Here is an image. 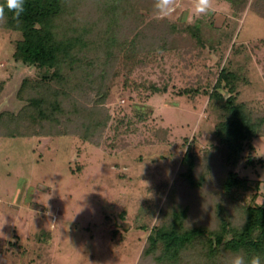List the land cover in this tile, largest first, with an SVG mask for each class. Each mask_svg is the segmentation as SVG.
Returning <instances> with one entry per match:
<instances>
[{"label": "rangeland", "instance_id": "rangeland-1", "mask_svg": "<svg viewBox=\"0 0 264 264\" xmlns=\"http://www.w3.org/2000/svg\"><path fill=\"white\" fill-rule=\"evenodd\" d=\"M86 2L89 11L77 20L95 31V41L104 40L99 32L108 17L95 10L96 0ZM153 3L127 0L118 10L114 36L123 42L149 28L156 37L160 29L153 28L162 24L152 18ZM180 4L179 19L167 20L176 30L164 51L142 52V60L134 61L125 58L124 46L113 49V59L103 46L84 52L94 61V76L102 69L107 80L93 87L84 80L74 92L65 87L59 98L65 112L73 106L109 115L100 133L72 132L65 118L51 128L22 127L21 137L0 134V264H152L142 251L170 192L190 205L189 225L214 227L227 164L213 135L217 114L204 91L211 90L222 67L241 70L238 102L264 114V0H215L213 12L194 23L184 19L190 0ZM198 22L205 45L187 30ZM19 37L0 28V82L7 93L0 107L8 103L11 110L17 109L11 95L20 80L42 73L12 57ZM197 88L194 95L186 92ZM98 89L106 90L105 99H97ZM188 144L195 153L196 189L176 180ZM236 171L248 179L240 203L264 204V129L245 148Z\"/></svg>", "mask_w": 264, "mask_h": 264}, {"label": "trees", "instance_id": "trees-1", "mask_svg": "<svg viewBox=\"0 0 264 264\" xmlns=\"http://www.w3.org/2000/svg\"><path fill=\"white\" fill-rule=\"evenodd\" d=\"M86 1L25 0L26 11L19 25L11 21L10 14L6 12L9 22L0 24V28L17 32L20 36L15 41L12 57L21 66L34 65L42 73L38 79L22 78L14 88L11 100L17 109H9L6 106L8 103L0 107L2 137H21L24 134L22 127L37 129L44 123H49L50 128L58 126L65 118L69 120L68 127L72 132L81 129L84 136L100 133L109 115H104L102 111L96 113L94 109L84 112L73 106L72 110L65 112L62 107L64 99L59 98V95H64L65 87L74 92L82 88L84 80L88 87H93L95 81L104 85L107 80V72L102 69L94 76V61L86 60L84 52L103 46L106 55L113 59V49L124 46L129 50L124 56L126 59L140 60L142 52L164 51L168 36L176 30V26L168 24L169 21L160 20L161 26L152 27L157 30L156 33L160 29L156 37L155 32L150 34L151 29L146 28L145 33L148 34L138 30L137 35L125 36L121 42L114 36V30L118 24V10L124 9L122 6L127 0H96L93 7L108 20L104 22L105 30L99 32L106 38L95 41V31L82 27L77 20L78 14L84 15L89 11ZM0 4H4V0H0ZM142 21L139 18L140 26ZM139 22L136 21L137 24ZM187 30L205 45L200 40L203 27L199 22ZM110 58L105 65H112ZM102 68L105 69L104 66ZM244 80L241 70L222 67L211 90L204 91L217 114L213 135L224 151L227 164L218 193L219 201L214 205V227L189 225L190 205L175 200L170 192V201L159 209L142 251V257L149 258L152 264H224L225 257L241 254L247 259L255 253H259L264 261V204L253 201L242 205L239 201V191L248 188V179L240 177L236 168L250 141L261 135L264 129V114L253 113L237 100L238 84ZM53 81L63 89L53 87ZM186 92L194 95L199 90ZM6 94L4 83L0 82V102ZM95 94L100 100L107 97L103 89H98ZM195 160V153L188 144L176 180H183L189 189L200 187V182L195 179Z\"/></svg>", "mask_w": 264, "mask_h": 264}, {"label": "clouds", "instance_id": "clouds-1", "mask_svg": "<svg viewBox=\"0 0 264 264\" xmlns=\"http://www.w3.org/2000/svg\"><path fill=\"white\" fill-rule=\"evenodd\" d=\"M181 7L180 0H154L152 18L156 20H168L177 18L178 9ZM215 8V0H190L187 15L184 17L187 23H194L201 17L209 15ZM25 0H4V4H0V24L11 21L17 25L21 23V18L25 13ZM29 71L35 73L36 67L30 66ZM50 215V213H49ZM0 225V227H2ZM228 264H264L259 253H255L246 259L245 255L234 254Z\"/></svg>", "mask_w": 264, "mask_h": 264}, {"label": "water", "instance_id": "water-1", "mask_svg": "<svg viewBox=\"0 0 264 264\" xmlns=\"http://www.w3.org/2000/svg\"><path fill=\"white\" fill-rule=\"evenodd\" d=\"M128 227V225H126V224H123V228H127Z\"/></svg>", "mask_w": 264, "mask_h": 264}]
</instances>
